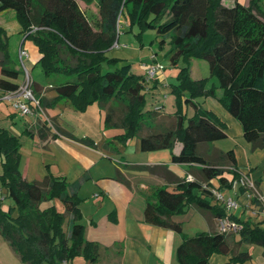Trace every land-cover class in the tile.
Listing matches in <instances>:
<instances>
[{
  "label": "trees",
  "instance_id": "1",
  "mask_svg": "<svg viewBox=\"0 0 264 264\" xmlns=\"http://www.w3.org/2000/svg\"><path fill=\"white\" fill-rule=\"evenodd\" d=\"M97 4L100 27L94 30L76 0H0V12L15 13L25 39L32 41L38 50L36 64L44 77L52 80L56 97L51 101H42L35 95L37 83L31 80L40 107L67 99L76 110L84 111L96 103L105 112L104 125L123 131L118 137H139L142 152L170 150L175 142H180L182 151L172 156V161L203 165L205 176L212 178L220 175L221 170L207 165L197 147L222 140L226 134L218 118L195 101L215 97L216 90H221L218 101L240 124L244 140L264 148L262 0H248L246 6L235 0L232 7L224 6L222 0H97ZM122 20L128 26L137 24L141 30L155 31L161 38L160 48L168 39L172 66H179L181 59L185 61L184 66H179L175 82L168 86L175 97L173 122L148 125L145 119L155 120L161 112L146 109L145 77L133 74L129 64L117 67L120 60L107 56L117 42ZM191 59L204 60L209 77L192 79ZM0 72V92L16 91L23 73L21 69L10 68L8 37L2 29ZM213 78L217 84L207 88ZM108 104L112 105L106 107ZM188 106L194 109L191 117L184 113V107ZM143 129L149 131L143 135ZM20 146L17 137L0 129V236L24 264H68L75 257L95 262L97 245L84 240V228L78 223L80 183L67 184L52 175L42 182L26 181L19 171ZM227 155L234 162L232 154ZM239 178L233 172L228 184L224 178L219 181L230 189ZM194 190L199 193L194 194ZM241 191L246 189L241 187ZM167 197L176 200L175 205ZM156 199L155 204L147 206L146 220L179 232V225H166L159 217L181 213L190 206L207 210L218 219L226 216L222 204L213 201L210 191L196 183H178L170 190L159 191ZM6 200L11 204L4 208ZM56 200L63 206L64 214L56 210L53 204ZM229 218L241 226L237 233H201L185 239L176 250L178 263L208 264L212 254L228 255L230 242L236 236L237 245L255 244L264 248V222L240 221L233 215ZM249 259L247 253H238L231 256V263Z\"/></svg>",
  "mask_w": 264,
  "mask_h": 264
},
{
  "label": "crops",
  "instance_id": "2",
  "mask_svg": "<svg viewBox=\"0 0 264 264\" xmlns=\"http://www.w3.org/2000/svg\"><path fill=\"white\" fill-rule=\"evenodd\" d=\"M237 1L242 4L241 0ZM234 2L222 0L226 7H232ZM242 5H248V0ZM0 29L8 37L10 68L20 70V47L28 50V57L24 59L27 69L36 67L38 50L33 43H26L12 10L0 12ZM164 70L162 66V70L157 73L154 88L159 87L170 95V82L166 83L167 72ZM190 75L194 80L209 77L208 73L206 77L194 78L191 71ZM50 83L42 86L35 82V95L40 100L51 101L56 97ZM216 84V80L210 79L207 88ZM148 92L154 97L153 90ZM215 94V97L205 96L195 101L218 118L226 134L222 140L202 143L197 147L198 154L207 165L221 170L220 175L207 178L203 165L177 164L172 161V156H178L182 151L180 142H175L170 150L142 152L139 137H118L123 133L119 128H110L119 130L112 138L99 140L91 134L79 138L71 124L64 119L66 112L78 111L69 100L58 99L53 106L41 105L40 109H33V115L23 117L13 108L12 102L5 99V94L0 92V129L7 130L20 141L19 171L22 178L28 182H42L47 175H52L67 184L80 183L77 191L80 212L78 223L84 228V240L97 245L98 258L93 263L84 260L82 263L68 264H179L176 259L178 246L185 239L198 234L217 233L218 218L207 210L190 206L181 213L159 217V221L166 225H179L180 232L147 221L145 213L148 204L157 202L159 191L170 190L178 183H196L207 191L219 190L224 198H231L237 203L238 208L233 211V217L240 221L264 222V148L254 147L244 140L240 124L218 101L222 91L216 90ZM167 101L159 105L157 102L154 106L161 107L160 117L165 118V124L174 121L176 112L173 98L166 97ZM193 111L191 106L184 107L188 117L192 116ZM148 131L143 129L142 134ZM228 153L232 154L234 162ZM233 172L253 183L254 189L250 195L247 191L242 192L240 185L229 189L220 183L219 180L224 178L228 184L233 179ZM193 193L198 194L199 190ZM253 199L256 202H252ZM169 201L172 205L176 203L170 198ZM53 204L59 213L64 214L59 201ZM68 225L64 227L65 231ZM238 240L236 236L230 242L231 252L228 255L212 254L208 264H232L231 256L238 253H247L250 259L236 264H264V248L255 244L237 245ZM0 264H24L2 236Z\"/></svg>",
  "mask_w": 264,
  "mask_h": 264
},
{
  "label": "rangeland",
  "instance_id": "3",
  "mask_svg": "<svg viewBox=\"0 0 264 264\" xmlns=\"http://www.w3.org/2000/svg\"><path fill=\"white\" fill-rule=\"evenodd\" d=\"M79 9L83 12L90 25L94 30H99L100 27V15L99 8L97 4V0H76ZM241 3H245V0H241ZM119 27V35L117 39V47L111 48L107 52V56L110 58L119 59V64L117 67H120L124 64H129L131 66L132 73L138 76H146L147 75V66L149 64L158 63L162 65L167 72V82L173 83L176 80V75L179 72V68L184 66L186 63L183 59L179 61V66L174 67L171 65L169 56H170V44L169 40H166V43L160 48V40L161 38L157 36L156 32L153 30L145 29L141 30L140 27L135 24L132 26L126 25V23L122 20L120 21ZM28 44H32V41L27 40ZM27 50V48H25ZM28 51V50H27ZM155 53V55H154ZM156 58V60H153ZM34 68L29 69V74L35 82H38L42 86H47L52 80L51 78L46 79L42 74L40 67L35 63ZM189 67L191 74L194 78L206 77L208 76V66L206 62L202 59H191L189 61ZM105 68V66H104ZM156 78V77H155ZM215 81V78H213ZM154 80L151 82H147L146 84V101L148 110H154L160 106L155 105L166 104V97L171 96L175 105V97L172 94H168L163 92L161 88H154ZM150 90H153L154 94H150ZM166 94V96L164 95ZM34 95V93H33ZM157 99V100H154ZM171 99V98H170ZM172 100V99H171ZM112 105V104H111ZM108 104L106 107H110ZM170 105V104H169ZM100 106L96 103L89 105L84 111H75V112H66L64 115V119L68 121L74 129L75 135L81 138L84 134H91V136H95L99 140L103 138H112L114 134L118 133L119 130L116 129H106L104 126V116L105 112L100 111ZM170 108V107H169ZM100 120V123L98 122ZM145 122L148 125L154 126L159 123H163L165 125V118L162 116H158L155 120H151L149 118L145 119ZM28 151V150H26ZM11 204L6 200L4 202L3 207L7 208V206ZM47 204V203H46ZM46 204H43L45 206ZM42 206V207H43ZM67 221L65 223L66 227ZM84 259L82 257H75L72 259L70 263L79 262L82 263Z\"/></svg>",
  "mask_w": 264,
  "mask_h": 264
},
{
  "label": "built area",
  "instance_id": "4",
  "mask_svg": "<svg viewBox=\"0 0 264 264\" xmlns=\"http://www.w3.org/2000/svg\"><path fill=\"white\" fill-rule=\"evenodd\" d=\"M34 30H36V28H32V31ZM117 46H118L117 42L114 43L113 47H117ZM27 57H28L27 50L24 49L23 47H20L18 51V58H19L20 69L22 70L23 73V81L16 91L5 94V99L10 100L12 102L13 108L16 111H18L20 115L23 117L33 115L32 107H35V109H40L39 101L35 99L32 92V88H31L32 79L30 77L27 67L24 64V59ZM161 70H162V65L158 63H153L150 66H148L147 75L145 76L146 81L147 82L153 81L157 73ZM159 109L160 107L156 108V110ZM236 185H240L241 187L246 189V191L249 192V195L251 193L250 191L254 189L253 183L246 177H241L237 181H234L232 183L233 188H235ZM210 193L214 199H216L218 202L222 204L226 212V216L219 218L217 220L218 232L222 234L237 233L241 229V226L229 218V216L232 215L233 211H235L238 208L237 203L231 198H224L219 190L213 189L210 190Z\"/></svg>",
  "mask_w": 264,
  "mask_h": 264
}]
</instances>
